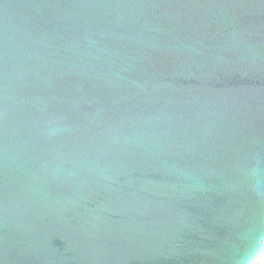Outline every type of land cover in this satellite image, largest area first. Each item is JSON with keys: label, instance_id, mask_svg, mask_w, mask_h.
Here are the masks:
<instances>
[{"label": "water", "instance_id": "1", "mask_svg": "<svg viewBox=\"0 0 264 264\" xmlns=\"http://www.w3.org/2000/svg\"><path fill=\"white\" fill-rule=\"evenodd\" d=\"M264 0H0V264H254Z\"/></svg>", "mask_w": 264, "mask_h": 264}, {"label": "built area", "instance_id": "2", "mask_svg": "<svg viewBox=\"0 0 264 264\" xmlns=\"http://www.w3.org/2000/svg\"><path fill=\"white\" fill-rule=\"evenodd\" d=\"M255 264H264V252L262 255L259 256V258L255 261Z\"/></svg>", "mask_w": 264, "mask_h": 264}, {"label": "bare ground", "instance_id": "3", "mask_svg": "<svg viewBox=\"0 0 264 264\" xmlns=\"http://www.w3.org/2000/svg\"><path fill=\"white\" fill-rule=\"evenodd\" d=\"M262 255V254H261ZM255 264V263H254Z\"/></svg>", "mask_w": 264, "mask_h": 264}]
</instances>
